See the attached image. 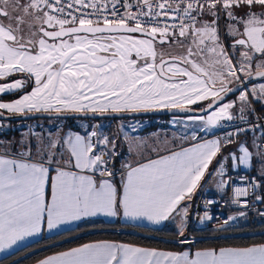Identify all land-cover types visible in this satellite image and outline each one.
Segmentation results:
<instances>
[{"label":"snow or ice","instance_id":"1","mask_svg":"<svg viewBox=\"0 0 264 264\" xmlns=\"http://www.w3.org/2000/svg\"><path fill=\"white\" fill-rule=\"evenodd\" d=\"M160 111L187 114L188 146L101 122ZM221 200L239 207L218 231L264 219V0H0V252L122 215L171 221L180 250L99 240L36 264H264V242L195 247Z\"/></svg>","mask_w":264,"mask_h":264},{"label":"trees","instance_id":"2","mask_svg":"<svg viewBox=\"0 0 264 264\" xmlns=\"http://www.w3.org/2000/svg\"><path fill=\"white\" fill-rule=\"evenodd\" d=\"M4 98L9 99V97ZM257 225H264V222L258 223L254 221L252 225L247 224L249 228H254ZM241 227V225L228 227L227 233L222 234L223 231L211 228H194L192 226L189 232L198 241L195 247L201 248L250 245L264 242V233H235ZM98 240H112L158 249L180 250L179 246L175 244V229L169 227L156 228L120 221H93L82 223L54 235L42 236L33 243L0 259V264H36L38 259L44 258L47 255ZM192 250L194 251L195 248Z\"/></svg>","mask_w":264,"mask_h":264},{"label":"crops","instance_id":"3","mask_svg":"<svg viewBox=\"0 0 264 264\" xmlns=\"http://www.w3.org/2000/svg\"><path fill=\"white\" fill-rule=\"evenodd\" d=\"M159 118H162V119H156L157 121H155V119H153V121H149L147 124H145L144 130L141 131L139 134L140 135H144L145 132H148V133L158 132L160 134L161 138L167 137L169 139H174V140H176L178 142V145L188 146L189 142L184 140V139H182V137H184V136H189L190 137V135H191L190 132L183 131V130H178L177 127L175 126L176 124L169 123V121L172 120V117H168V116L162 117V116H160ZM177 119L182 121V122H180L178 124H186V121H187L186 117H177ZM218 130H214V133H216ZM109 131H110V129H109ZM125 131H129L130 135H135L136 134V133H131L130 129H128V128H125ZM14 135H15V133H14ZM201 135H203L205 138H211L212 133L206 132V133H202ZM192 142H194V141H192ZM213 193H215V192H213ZM198 196H199V192L197 193V197ZM248 215H249V218H252L254 220L253 215H252L251 212H249ZM93 221H105V222L120 221V222H124V223H129V224L144 225V226H150V227H156V228H158V227H169V228L176 229L174 223H172L171 221L163 222L160 225H153V224H151V223H149L147 221L127 220V219H124L122 217V215L118 216V217L97 216V217H93V218L86 219V220H83V221L73 222V223L68 224V225H63L59 229H54V230H51V231H49L46 228V225H45V226L42 227V231H41V233L39 235L34 236V237H29L25 241L19 242L18 245L13 246V248L8 249V250H6L4 252H0V259L12 254L13 252L17 251L18 249H21L22 247L27 246L30 243H33L34 241L40 239L42 236L54 235V234H57L59 232L66 231V230H69L71 228H74V227H76V226H78V225H80L82 223H88V222H93ZM247 223L250 224V223H253V221L247 220ZM110 241H112V240H110ZM92 242H95V241H92ZM164 250H167V249H164ZM50 255H52V254H50Z\"/></svg>","mask_w":264,"mask_h":264},{"label":"rangeland","instance_id":"4","mask_svg":"<svg viewBox=\"0 0 264 264\" xmlns=\"http://www.w3.org/2000/svg\"><path fill=\"white\" fill-rule=\"evenodd\" d=\"M5 23H6V21H5ZM159 117L160 116H128V117H125L123 120H119V119L113 120L111 117H104L101 122L105 123V125H108L110 123L111 126H112L110 128V131L114 132L117 129L118 125H120V124H125L126 125V124L130 123L132 125H135L137 120H142V121H144V125H145L149 121H153V119H155V121H157L156 119H162V118H159ZM162 117H166V116H162ZM168 117H172L173 118V116H168ZM175 117L177 118V117H186V116H175ZM50 119H52L53 123L57 122L55 120V118L44 117V118L40 119V123L44 124L45 127H52V124L49 123ZM97 120L100 121L101 118H97ZM26 123L35 124L36 121L35 120H29ZM64 123H66V124H68L70 126H73V127H80L81 124H86L87 121L86 120H81V119H76L75 121L66 120V121H64ZM186 125H187V127H186ZM175 126L177 127L178 130L188 131V132H190V134H191V128L194 127L192 122H189V121H186V124H178L177 123ZM12 134L14 135V133H12ZM248 220L253 221V222L257 221L258 223H260V221L253 220L252 218H249ZM247 224H248L247 220L241 219L239 221L238 225H241L242 227L240 229H238L235 233H239V234L264 233V225H257L254 228H249L247 226ZM250 224L252 225V223H250ZM192 226L194 227V225H192ZM233 226H236V225H233ZM229 227H232V226H229ZM172 229H174V228H172ZM226 233L227 232H225V231L222 232V234H226Z\"/></svg>","mask_w":264,"mask_h":264},{"label":"built area","instance_id":"5","mask_svg":"<svg viewBox=\"0 0 264 264\" xmlns=\"http://www.w3.org/2000/svg\"><path fill=\"white\" fill-rule=\"evenodd\" d=\"M232 127H233L232 125H226L223 129H219L216 133H221V132L232 130ZM257 191H259V190H257ZM211 195L213 197H215L216 199H219V196H217L215 193H212ZM198 198H199V196H198ZM238 207L239 206H237V205H231V206L224 205L223 200H221L220 204L214 205L210 208V212L215 215V217L217 218L216 220L211 221V222H206L204 225H201V224L196 223L194 221L193 225L195 228H211V229L217 230V227H216L217 221L222 222V220L225 219L228 214H230V213L235 214ZM257 207H259V205ZM251 213H252L254 219H257L260 222H264V219L257 217L254 212H251ZM241 219L242 218H238V221L231 222L229 226L238 225L239 221Z\"/></svg>","mask_w":264,"mask_h":264},{"label":"water","instance_id":"6","mask_svg":"<svg viewBox=\"0 0 264 264\" xmlns=\"http://www.w3.org/2000/svg\"><path fill=\"white\" fill-rule=\"evenodd\" d=\"M186 116L187 114H184V113H171V112H167V111H160V112H153V113H147V114H126L125 117H128V116ZM99 118V117H98Z\"/></svg>","mask_w":264,"mask_h":264}]
</instances>
